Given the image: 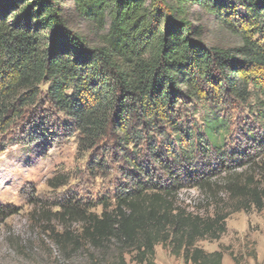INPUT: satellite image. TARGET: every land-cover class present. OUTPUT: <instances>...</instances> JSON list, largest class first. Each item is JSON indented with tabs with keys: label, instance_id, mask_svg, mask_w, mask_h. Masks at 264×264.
Wrapping results in <instances>:
<instances>
[{
	"label": "trees",
	"instance_id": "obj_1",
	"mask_svg": "<svg viewBox=\"0 0 264 264\" xmlns=\"http://www.w3.org/2000/svg\"><path fill=\"white\" fill-rule=\"evenodd\" d=\"M69 1L66 11L61 0H0V133L28 116L33 141L62 129L79 132L82 151L112 144L122 163L112 199L100 214L65 210L81 224L73 244L88 264H156L157 246L185 264H222L197 244L219 239L226 217L187 213L180 196L257 165L261 207L264 0ZM208 19L239 45L208 44ZM250 101L256 125L234 127L230 113ZM46 105L67 121L54 124Z\"/></svg>",
	"mask_w": 264,
	"mask_h": 264
},
{
	"label": "rangeland",
	"instance_id": "obj_2",
	"mask_svg": "<svg viewBox=\"0 0 264 264\" xmlns=\"http://www.w3.org/2000/svg\"><path fill=\"white\" fill-rule=\"evenodd\" d=\"M61 1L66 11L72 8L69 0ZM205 23L208 44L239 45L238 38L216 27L214 20ZM81 28L86 29L85 25ZM41 88L47 89L45 85ZM254 107V101H250L232 111L228 118L233 126L256 125L255 117H250ZM207 110L198 112L200 124L209 115ZM42 111L47 118L52 117L54 124L67 121L51 106L46 105ZM27 118L0 133V264L94 262L74 246L80 238L81 224L65 210L78 205L86 215L100 214V200H111L121 181L122 163L108 141L92 151L80 150L78 131L56 129L52 135L44 134L33 141L27 134ZM261 123L264 129V119ZM258 168L246 166L217 176L210 181L212 193L187 190L180 196V206L187 213L226 217L225 232L219 239L197 244L207 253L221 252L222 264H264V199L258 207L251 196L256 191L261 197L263 182ZM233 183L243 189L241 193L228 190ZM155 262L185 264L182 257L172 255L163 246L156 247ZM96 264L114 263L109 257L98 258Z\"/></svg>",
	"mask_w": 264,
	"mask_h": 264
}]
</instances>
